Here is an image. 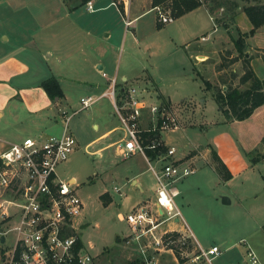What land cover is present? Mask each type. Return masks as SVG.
I'll return each instance as SVG.
<instances>
[{"label": "rangeland", "instance_id": "1", "mask_svg": "<svg viewBox=\"0 0 264 264\" xmlns=\"http://www.w3.org/2000/svg\"><path fill=\"white\" fill-rule=\"evenodd\" d=\"M71 1L73 4L79 2ZM204 1L212 21L202 8L179 21L158 28L157 12L146 8L135 22V28L128 31L125 16L114 5L92 15L85 6L68 12L61 0H0V35L4 34L0 37V44L2 39L3 43H15L12 47H16L17 42L25 41L43 52L47 49L60 52L68 43L71 44L70 49L75 56L69 70L68 67L60 68L61 64L53 66L52 63L48 74H59L62 77L70 105L61 109V113L64 111L72 115L69 129L79 143L77 151L71 153L68 160L58 168V174L65 180L75 176L80 183L79 194L86 203L84 219L88 222V225L85 223L88 227L82 237L93 243V252L97 254L96 264H148L144 262L139 250L126 243L131 228L125 220H119L118 214L119 211L127 213L135 202L153 195L157 186L144 157L125 158L117 154L115 146H109L123 135L121 130L113 132L108 138L95 141L105 130L120 126L117 116L114 119L109 116L110 111L115 112L110 98H100L88 108L81 104L82 97L100 95L91 89L104 81L100 74L106 73L109 79L116 76L119 82H123L125 75L130 84L138 88L148 87L154 95L161 90L170 95L174 102L194 98L200 107L202 99H206L205 113L208 119L215 122L220 118L218 104L212 91L205 90V83L197 76L194 68L214 86L226 89L231 85L246 89L249 84H241L240 77L244 74V59L250 58L255 72L260 79H264V30H256L253 35L246 37L245 56H242L237 51L235 40L239 38V30L245 31L252 26L246 14L245 18L241 17L236 23L230 10L231 3H237L238 15L243 12L244 6L264 3V0ZM162 10H170L173 14L170 3L163 4ZM95 16L102 17L103 26H98ZM196 22L203 27L197 35L208 34L203 35L201 47L196 48V43H192L189 50H186L184 43L193 39L191 32ZM99 43L106 44V61L102 72L94 66L93 59L94 49ZM24 49L19 50L21 54ZM188 51L193 56L192 60ZM196 54L198 56L195 57ZM45 62L50 64L51 60L48 58ZM221 64L225 68L218 72ZM143 65H146L153 77L148 85L133 82L141 75ZM110 68L114 71L110 72ZM38 76L47 77L45 74ZM153 101H156L155 98ZM201 110L195 115L198 122H202ZM0 123V131L6 130L12 135L18 133L24 138L34 134L19 131V126H3ZM35 123L48 125L50 120L45 117ZM63 130L64 124L60 119L46 132L60 135ZM206 131L202 129L201 133L197 132L198 137L202 140L206 138L209 134ZM175 132L179 134L180 130ZM103 147L106 149L102 150L98 158L94 151ZM260 151L259 155H262L264 143ZM128 167L144 171L141 180L147 183L145 192L125 179ZM201 167L196 174L176 183L181 195L175 201L188 228L180 223V228L185 231H174L180 235H170L164 250L149 249L148 257L152 258L150 264H181L176 249L180 250L187 264H250L242 240L248 241L260 259L264 260L263 231L259 228L264 223V162L256 167L252 180L244 185L240 181L235 183L237 195L229 193L233 199L229 204L222 202L221 191H227V187L216 171L210 164ZM125 183L126 188L122 190ZM119 188L124 193L120 202V194L115 190ZM106 191L114 195V203L109 206H106L109 199L107 195L100 198ZM256 194L258 197L254 196ZM1 223L2 227L4 222ZM123 234L128 235L119 242ZM196 239L203 248L215 244L223 253L216 256L212 263L204 258L193 262V258L200 252ZM12 244L13 238L10 235L6 243L0 242V259L2 250L10 248Z\"/></svg>", "mask_w": 264, "mask_h": 264}, {"label": "built area", "instance_id": "2", "mask_svg": "<svg viewBox=\"0 0 264 264\" xmlns=\"http://www.w3.org/2000/svg\"><path fill=\"white\" fill-rule=\"evenodd\" d=\"M132 1L114 0L113 4L122 5L128 15ZM86 6L94 11L92 1ZM158 14L162 24L174 20L170 10L158 8ZM125 22L127 27L132 24L128 18ZM110 82L102 95L83 97L81 104L88 108L100 98L112 99L124 132L115 144L118 154L125 158L143 154L157 180L155 207L136 208L123 218L131 228L126 243L139 250L149 264V249L164 250L165 236L176 231L168 227L170 222L178 220L187 227L175 201L179 195L176 183L194 174L196 168L177 158L176 148L167 147L161 136L181 127L177 111L163 102H148L150 93L146 87H122L116 77ZM71 116L61 113L62 134L28 136L0 153V222H4L0 240L7 242L9 235L13 238L12 246L2 250L0 264H96L91 243L82 237L86 204L79 194L80 184L58 174V168L79 144L69 129ZM145 117L150 122L144 128ZM149 132L157 133L149 138ZM148 150L158 151L157 155L152 156ZM199 249L193 262L204 258L212 263L223 253L218 246ZM247 257L250 264H264L252 247H248Z\"/></svg>", "mask_w": 264, "mask_h": 264}, {"label": "crops", "instance_id": "3", "mask_svg": "<svg viewBox=\"0 0 264 264\" xmlns=\"http://www.w3.org/2000/svg\"><path fill=\"white\" fill-rule=\"evenodd\" d=\"M61 1L66 6V9L68 12L79 10V7L73 9L70 7L71 4L70 5L66 4L64 0H61ZM91 1L93 2L95 6L97 5L96 8L94 6V11H89L87 9L86 4L80 7L85 6L86 9L92 15H95L100 10H104L114 5L113 4L114 0H108V1L91 0ZM138 4L139 6L136 7V5ZM72 5L74 4L72 3ZM119 6L120 7L118 8L122 12V14L125 16V19L128 18L132 22L131 26L129 27L126 26L128 31L135 28V22L143 14L142 12L146 8H148V10L154 9L157 12L156 21H157L158 28H162L163 25H166V24L160 23L158 19L159 18L158 8H162V5L154 6L153 0H133L131 3L130 9H129L128 15L125 12L123 6L122 5H119ZM202 8L205 9V11L208 13L212 21V17L210 15L209 9L207 8L205 4L178 18H175L174 15L172 14V16L174 17L173 21H179L180 19H183ZM244 14L246 13L239 12V14L235 17L236 23L240 21L241 17L245 18ZM94 19L97 20L98 26L100 25L103 26L101 16H97V17L95 16ZM195 20L197 21V19ZM250 24L252 27L249 28L248 30L242 31V33H247L251 31V29L253 28V24L251 23V21H250ZM202 28H203L202 24H200L199 22H196V27L191 32L193 39L184 43V47L186 48V50H189V46L192 45V43H196L197 45L196 48L201 47V43L203 41L202 40L203 35L208 34V32H206V33H200L199 35H197L198 32L202 30ZM262 29L264 30V26H261L257 30L259 31ZM212 32L213 31H211L210 33ZM2 35L4 34H1L0 37ZM5 38L8 39V37H5ZM1 43L2 44H0V122H2L3 126H6V125H13V127L19 126L20 127V129H18L19 131L22 130L25 133L26 132L34 133L33 135H28V136H35L40 133L48 134L46 132V129H48L49 127L52 126V124H55L61 119V109L65 108L66 105H70L66 89L61 79L62 78L61 75L59 74L55 75L52 73V76H51L48 74H50L51 72L52 63H53V66L55 64L58 66L59 64H61L60 68L68 67V70H69L70 65L72 64L74 60V56H75L73 55L70 49L71 44L68 43L65 46V48L60 49V52H56L50 49H47L46 51L43 52V51H38L35 47H33L32 45H29V43L25 41H21V42L19 41V43L17 42L16 47H12V46H15V43L13 45L7 42L3 43L2 39H1ZM31 43H33V41ZM24 47L25 49L23 53L21 54L20 51ZM94 51H95L94 57H93L94 66L98 67L99 72L100 71L102 72V70H104L105 68L104 62L106 61V54H105L106 44L99 43L98 47L95 48ZM188 54H189L190 59L192 60L193 56L191 55V52L188 51ZM196 56H198V54H196L195 57ZM205 57H209V56L205 55ZM48 58L51 60L50 64L45 62L46 60H48ZM109 70L110 72L114 71L112 68H110ZM194 70L196 73V68H194ZM103 73L104 72L100 74V77L104 79V81L102 83H98V85H95L96 88L91 87L92 90L96 91V93L100 95H102V93H104L105 91L109 89L110 83H111L107 74L105 73L106 76H104ZM38 74H45L47 77H40L38 76ZM52 77H55L59 81L61 88L63 90L64 96L61 100L51 99L49 95L47 94V92L45 91V89L42 87L43 81L49 78H52ZM152 78H153L152 74L149 72L148 69H146V65H143L141 75L137 76L135 80H133V82L144 83L148 85L151 82ZM158 80L160 81L161 79H158ZM133 85L135 84L133 83L130 84L129 80L127 79V76L125 75H123V82H119V86H122V87H129ZM146 88L149 90V93H150V95L148 94L146 98L148 102L154 103V102L159 101L161 103L162 102L166 103L170 105L171 107H173L174 110L177 111L180 117L181 127L179 128L180 130V132H178L179 134H176L175 131L169 132L167 134L166 133L161 134L164 141L166 142L167 147L169 148L175 147L177 158L181 159L182 161H185L187 164H191L193 167L196 168V172L194 174H196L198 170L202 168L201 167L202 165L210 164L212 169L216 171V173L218 174L221 182L225 185V187H227V191H221L222 192L221 194L223 196L230 197L231 192H233L235 195H237L236 193L237 189L234 188L235 183L240 181L244 185L245 182H249L250 180H252L254 177L253 174H254L256 167L260 163L262 164L264 162V158H263L260 162L252 163L249 157V154L257 155L258 153H261L260 148L264 143V106L257 108L249 118L242 120V121L228 120L219 111L220 118L217 119V122H215L213 119H210V118L208 119L207 118L208 115L205 113L206 107H207L206 99H202L201 106L199 107L194 98H185V99H182L180 102H174L171 96L166 95L163 91L159 90V92L158 93L156 92L157 94L154 95V93L151 92L148 87ZM153 98H155L156 101H153ZM111 101L113 103L112 99ZM200 108L202 109L201 110L202 111V122L201 121L198 122L195 117L197 111H199ZM109 116L111 119H114L117 115L115 112L113 113L112 111H110ZM45 117L50 120V123L48 125H41V124L35 123L36 120H39L40 118H45ZM61 122L63 124L62 119H61ZM149 122H150V118L145 117L142 122V126L144 128L148 127ZM213 125H216V126H213ZM95 127L99 128V126L97 125H95ZM202 129H206L207 130L206 133L207 134L209 133L206 138H203V140L202 138L198 137V133H197V132L201 133ZM117 130H121L119 126L111 128V129H107L95 141L108 138L113 132ZM5 131L6 130L0 131V153L6 150L11 144L20 142L24 138L28 137L26 136L23 138L22 137L23 135L21 134L17 133V134L12 135ZM123 136H124V132H123V135L120 136V138L110 143L109 146L116 147L115 145L116 142L120 140ZM148 137L151 138L150 135H148ZM105 147L94 151L95 155L98 158L101 156L102 150L107 148ZM213 152H216L218 154V156L221 158L223 163L227 166L228 170L231 172L232 177L230 179L228 180L222 179L221 175L216 170L215 162L213 161V157H212ZM117 154H118V151H117ZM140 155L144 157L145 161L149 165L148 160L143 154H135L130 157L132 158V157H136ZM262 155H264V153ZM128 168L129 169L127 170L125 179L128 181H131V184L135 187H138L141 192H145L147 189V183L141 180V177L144 174V171H137L136 169H133L131 167H128ZM149 170H150V166H149ZM69 180H76L77 182H79L77 177L75 176H72ZM156 183H157V180H156ZM124 188H126V183L125 185H123L122 190H125ZM115 190L116 192L120 194L119 202L122 201L124 193L122 192L120 188L115 189ZM156 191H157V186L153 190L154 192L153 195L147 196L141 201L138 200L137 202H135L132 208L128 212H131L135 210L136 208H140L146 205L150 206L151 208H154L156 205V202H155L156 196H157ZM105 195L109 197V199H107L106 206H109L110 204L114 203V195L106 191L100 195V198H103ZM179 195H181L180 191H179ZM254 196L258 197L257 194ZM184 199H186L185 196H184ZM229 199L231 201L230 203H232L233 202L232 197H230ZM125 214L119 211V214H118L119 220L124 221L123 218ZM84 216H83V221L84 223H87L88 225V222L87 220L84 219ZM175 221H176L175 223L170 222L168 224L169 225L168 227L176 231H185V229L180 228V225H179L180 223L183 224V222H180L178 220H175ZM87 225H84L85 229L88 227ZM259 228L262 229L263 231L262 240L264 242V223L262 225H259ZM127 235L128 234H123L120 238L118 237L119 242L122 238H126ZM195 241L197 242L199 246H201L198 239H196ZM0 242L4 244L6 241L5 239L4 240L1 239ZM89 243H91L92 245V253L94 254L93 252L94 245L91 242V240H89ZM241 243L243 244L246 250V254H247L248 247H252V246L246 240H242ZM213 246H217V245L214 244L210 246L209 248H212ZM94 255L96 256L97 254H94ZM261 261L264 263V260L261 259Z\"/></svg>", "mask_w": 264, "mask_h": 264}, {"label": "trees", "instance_id": "4", "mask_svg": "<svg viewBox=\"0 0 264 264\" xmlns=\"http://www.w3.org/2000/svg\"><path fill=\"white\" fill-rule=\"evenodd\" d=\"M66 4H71L70 7L75 9L78 8L91 0H79L78 4L72 5L71 0H64ZM170 3L173 15L175 18L181 17L188 12H191L200 6L204 5V0H153L154 6H159ZM239 8L237 3H231L230 10L232 12L233 18L237 16L236 9ZM246 13L249 20L253 24V29L248 33H242L239 30V38L235 40V45L237 51L245 56L246 51V37L253 35L257 29L264 26V3H256L244 6L242 9ZM264 58V56H263ZM239 59V57L237 58ZM264 60V59H263ZM225 66L220 65L218 72L223 70ZM244 74L240 77L241 84H249L246 89H241L238 86H228L226 89L214 86L209 80H206L199 71H196L198 77H200L205 83V90L212 91V95L218 104V109L228 120H238L242 121L249 118L254 111L264 106V79H260L254 68L252 67L250 58L244 59ZM225 84V81L222 82ZM42 87L45 89L49 97L53 100H61L64 96L63 90L59 81L55 78H49L42 83ZM157 132H149L147 136H155ZM258 151V150H256ZM149 154L156 156L158 151L148 150ZM213 161L215 162V167L218 173L221 175L222 179L228 180L232 177L231 172L228 170L227 166L223 163L221 158L216 152L212 153ZM252 163L260 162L264 155L249 154ZM107 204V201H106ZM2 223L0 222V227ZM180 235L179 232H172L165 236L166 240L170 235ZM168 241V240H167ZM177 254L180 258L181 264H187V260L180 255V250L176 249ZM182 251V250H181Z\"/></svg>", "mask_w": 264, "mask_h": 264}, {"label": "water", "instance_id": "5", "mask_svg": "<svg viewBox=\"0 0 264 264\" xmlns=\"http://www.w3.org/2000/svg\"><path fill=\"white\" fill-rule=\"evenodd\" d=\"M246 55H248V54H246ZM222 202L224 204H229L231 201H230V199L228 197L222 196ZM2 240H4V238H2Z\"/></svg>", "mask_w": 264, "mask_h": 264}]
</instances>
